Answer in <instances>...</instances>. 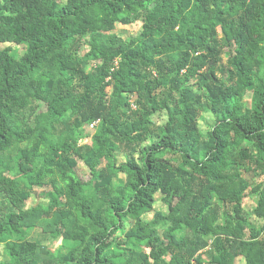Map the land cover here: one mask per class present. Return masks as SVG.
<instances>
[{
  "label": "trees",
  "instance_id": "1",
  "mask_svg": "<svg viewBox=\"0 0 264 264\" xmlns=\"http://www.w3.org/2000/svg\"><path fill=\"white\" fill-rule=\"evenodd\" d=\"M0 43V264H264V0H0Z\"/></svg>",
  "mask_w": 264,
  "mask_h": 264
},
{
  "label": "rangeland",
  "instance_id": "2",
  "mask_svg": "<svg viewBox=\"0 0 264 264\" xmlns=\"http://www.w3.org/2000/svg\"><path fill=\"white\" fill-rule=\"evenodd\" d=\"M141 28V23H140V20H136L130 24H120V23H117L116 26H115V29L113 30L114 33H116L119 37L121 38H125L126 36L130 35V34H136L139 32ZM5 45L0 43V47H4ZM223 52H225L223 54V62L226 61V58H227V52H226V49H223ZM244 102L246 104V106L248 107L249 106V102H250V93L248 92L244 98ZM202 115V114H201ZM83 130V133L88 135V137L83 141V143L89 145L90 144V138L89 136L93 133V127H90V126H83L82 128ZM80 169H81V175L84 179L87 178V172L83 169V167L81 165H79ZM161 194L157 193L155 195V199H156V206L155 207H158L160 206L161 204V201H160V198H161ZM36 198L34 195H32L29 200H27V206H33L36 204ZM252 205V200H249V199H245L244 200V206L247 208L248 206ZM35 210L37 211L38 208L36 207ZM26 238L27 239H30V240H38L39 242H41L42 244H46L50 249L54 250L58 244L60 243V240L57 239V240H54V241H48L45 234H43L42 232V228L40 226H37L36 228H34L33 230L29 231L26 235ZM7 239H13V240H22V237H18L16 235H12V236H5L3 237V239L0 241V260L3 259L4 257V254H5V251H4V242L7 240ZM243 260L242 259H239L237 260L236 264H243Z\"/></svg>",
  "mask_w": 264,
  "mask_h": 264
},
{
  "label": "built area",
  "instance_id": "3",
  "mask_svg": "<svg viewBox=\"0 0 264 264\" xmlns=\"http://www.w3.org/2000/svg\"><path fill=\"white\" fill-rule=\"evenodd\" d=\"M94 124H95V123H93V124H90L89 126H90V127H93V126H94Z\"/></svg>",
  "mask_w": 264,
  "mask_h": 264
}]
</instances>
